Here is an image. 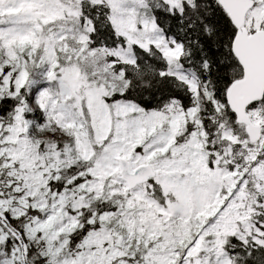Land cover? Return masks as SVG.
Masks as SVG:
<instances>
[{
	"label": "snow or ice",
	"instance_id": "obj_1",
	"mask_svg": "<svg viewBox=\"0 0 264 264\" xmlns=\"http://www.w3.org/2000/svg\"><path fill=\"white\" fill-rule=\"evenodd\" d=\"M0 264H264V0H0Z\"/></svg>",
	"mask_w": 264,
	"mask_h": 264
}]
</instances>
